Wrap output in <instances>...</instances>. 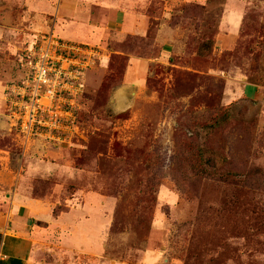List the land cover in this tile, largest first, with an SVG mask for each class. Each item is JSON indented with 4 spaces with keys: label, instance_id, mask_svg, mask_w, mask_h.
<instances>
[{
    "label": "rangeland",
    "instance_id": "374dc122",
    "mask_svg": "<svg viewBox=\"0 0 264 264\" xmlns=\"http://www.w3.org/2000/svg\"><path fill=\"white\" fill-rule=\"evenodd\" d=\"M189 2L204 5L205 14L185 16L182 7ZM59 5L60 0H0V16L23 29L29 10H49L53 16L46 18L52 21ZM145 9L151 24L141 36L152 41L121 51L108 40L110 63L88 73L79 99V132L70 143L54 139L73 157L79 170L75 181L45 178L52 185L47 197L60 200L57 215L70 208L67 197L94 190L108 197L103 203L108 211L114 201L110 226L98 212L88 241L49 230L38 244V259L43 264H264V0H149ZM22 29L14 32L19 44ZM207 34L213 48L200 56L197 48ZM16 51L0 62L10 85L30 70L26 49ZM123 59L138 66L129 69V77L139 74L125 110L112 102L124 81L111 96L101 91L112 76L122 79L117 70ZM228 107L231 121L209 134L212 113ZM8 113L3 115L9 121ZM210 141L215 155H226L228 169L237 172L228 180L203 173L198 149ZM13 148L9 165L16 168V153L22 152ZM5 190L0 189L3 196ZM7 210L0 200V217ZM142 217L149 220L137 223ZM148 250L161 252L160 259H144Z\"/></svg>",
    "mask_w": 264,
    "mask_h": 264
},
{
    "label": "crops",
    "instance_id": "0c3cea01",
    "mask_svg": "<svg viewBox=\"0 0 264 264\" xmlns=\"http://www.w3.org/2000/svg\"><path fill=\"white\" fill-rule=\"evenodd\" d=\"M148 2L149 0H60L54 20H47V13L53 16L49 10H29L26 13L28 17L27 15L23 17L24 20L29 21L25 22L27 26L23 29L17 24L4 23L0 16V62L2 59L11 60L16 50L23 47L28 55L35 47L37 38L45 34L39 32H55L57 28L55 34L62 41L83 47H99L104 53V56L82 76L85 92L88 73L108 64L110 55L106 53L108 49L104 45L108 40L120 41L129 34H147L151 24L150 17L145 13ZM21 29L25 37L19 44L16 36L14 38V32ZM132 63L133 61L126 71L124 84L115 91L112 99V102L115 101L118 106L128 103L136 93L137 82L134 79L139 78V74L135 71V75L128 76L129 69L131 71L136 67ZM27 73L19 82L27 78ZM8 78L4 69L0 68V136L11 142L6 145L0 144V162L4 163V166L0 167V189L8 190L4 191V196L0 192V200H3L4 204L6 202L8 206L6 214L0 217V234H2L0 264H43L38 259V244L44 234L49 230L60 231L63 237L68 234L75 239L80 237L88 241L90 236H93L89 231L93 224V214L99 212L105 215L109 228L114 201L108 211L103 205L108 202L107 196L94 190H82L73 198H66L64 202L69 205L68 210L54 216V208L60 202L54 194L45 199L32 196L34 178L57 177L60 181H64L63 183H67L75 181L79 170L74 166V159L68 153V149L64 148L66 144H58V140H54L55 137L49 135L38 136L33 142L23 141L24 136L13 127L10 120L5 118L3 113L8 111L7 107L11 100L8 92L11 82L8 83L6 80ZM13 146H20L22 152L16 153V168L9 165L13 157ZM58 187L57 183L55 188ZM42 222L47 225L41 226ZM71 247L74 246H68L69 249H73ZM160 254L158 250H148L144 253V259H154L157 262Z\"/></svg>",
    "mask_w": 264,
    "mask_h": 264
},
{
    "label": "built area",
    "instance_id": "2783aa9c",
    "mask_svg": "<svg viewBox=\"0 0 264 264\" xmlns=\"http://www.w3.org/2000/svg\"><path fill=\"white\" fill-rule=\"evenodd\" d=\"M103 56L99 47L66 43L54 31L40 35L27 55V78L8 88L13 127L26 139L49 135L70 143L80 130L75 110L84 92L82 76Z\"/></svg>",
    "mask_w": 264,
    "mask_h": 264
},
{
    "label": "trees",
    "instance_id": "16d2710c",
    "mask_svg": "<svg viewBox=\"0 0 264 264\" xmlns=\"http://www.w3.org/2000/svg\"><path fill=\"white\" fill-rule=\"evenodd\" d=\"M182 12L184 13L185 16L187 15L193 16L195 15V12L196 13L199 12V14L202 15V14H205L206 11H205L204 5H201L199 3L189 2V3H186L182 7ZM151 41L152 40L149 39L147 36L129 34L121 41L115 40V42H113L111 46L114 45L116 47H119L121 51H124V50L128 51L129 47H132L133 45L136 46L137 43H140V44L142 43L143 45L146 46L148 45L147 42H151ZM213 44H214V41L211 37V34H207L203 38V41L201 42L200 46L197 48L198 55L205 56L206 54L210 53L213 48ZM207 50L209 52H207ZM140 54L142 55V57L146 56L145 52H142ZM110 60H111V57L108 61V64L110 63ZM127 68H128L127 60L123 59L121 63V69L117 70L119 74L123 75L122 79H120L119 81H116L115 76H112L110 80L104 82L102 86V90H101L103 94H107L111 96L115 87L122 85L124 81V75L126 74ZM79 111L80 109L75 110L77 123H78V116L80 113ZM232 118L233 116L231 112V107L226 108V110L222 113L218 111H216L215 113H212L211 115L212 123L207 125L208 133L209 134L215 133L217 130H219L223 126L224 123H228L229 121H231ZM2 140H4V143L9 141L8 139H2L0 136V144H2ZM205 146L206 148L205 147L203 149L199 148L198 150H199L200 166L202 167L203 173L206 176L212 177L218 180H228L232 177V175L237 174L236 171H232L231 169H228V166H227L228 157L226 155L224 156L215 155L216 151L211 141L208 143L205 142ZM221 157H222V161H219ZM32 184H33L32 196L34 198H40V199H45L47 197V189L52 187L49 180L42 178V177L34 178ZM62 211H60L58 215H60ZM53 213H54V216H58L55 210L53 211ZM142 220L148 221L149 217H145L144 219L142 217V219L137 220V223H139ZM1 241H2V234H0V243Z\"/></svg>",
    "mask_w": 264,
    "mask_h": 264
},
{
    "label": "water",
    "instance_id": "95a60500",
    "mask_svg": "<svg viewBox=\"0 0 264 264\" xmlns=\"http://www.w3.org/2000/svg\"><path fill=\"white\" fill-rule=\"evenodd\" d=\"M134 93H135V91H134ZM132 101H133V98L131 100H128V103H125L122 106H120V109L121 110H125L127 107L130 106V104L132 103Z\"/></svg>",
    "mask_w": 264,
    "mask_h": 264
}]
</instances>
